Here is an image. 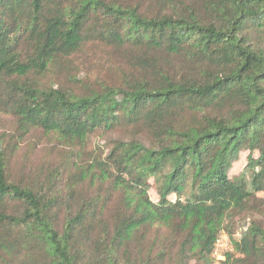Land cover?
Here are the masks:
<instances>
[{"label": "trees", "instance_id": "16d2710c", "mask_svg": "<svg viewBox=\"0 0 264 264\" xmlns=\"http://www.w3.org/2000/svg\"><path fill=\"white\" fill-rule=\"evenodd\" d=\"M220 234L264 264V0H0V264H214Z\"/></svg>", "mask_w": 264, "mask_h": 264}, {"label": "built area", "instance_id": "2783aa9c", "mask_svg": "<svg viewBox=\"0 0 264 264\" xmlns=\"http://www.w3.org/2000/svg\"><path fill=\"white\" fill-rule=\"evenodd\" d=\"M228 249H229L228 238L224 234H220L214 243L213 255L216 261L222 260L223 259L222 253L226 252Z\"/></svg>", "mask_w": 264, "mask_h": 264}, {"label": "rangeland", "instance_id": "374dc122", "mask_svg": "<svg viewBox=\"0 0 264 264\" xmlns=\"http://www.w3.org/2000/svg\"><path fill=\"white\" fill-rule=\"evenodd\" d=\"M95 141H97V138L95 139H92V142H95ZM244 157H245V152L244 153H242L241 155H240V159L238 160V162H236L235 164H234V169H236V171L238 170V169H241L242 168V166H243V164H244ZM152 199L154 200V201H156V197H155V195H153V193H152ZM214 264H218V262L215 260V262H214Z\"/></svg>", "mask_w": 264, "mask_h": 264}]
</instances>
